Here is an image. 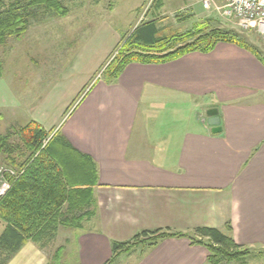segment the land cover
Masks as SVG:
<instances>
[{
	"label": "crops",
	"instance_id": "crops-1",
	"mask_svg": "<svg viewBox=\"0 0 264 264\" xmlns=\"http://www.w3.org/2000/svg\"><path fill=\"white\" fill-rule=\"evenodd\" d=\"M119 42L78 84L64 123L43 127L67 179L89 186L87 215L55 228L73 232L65 244L27 240L6 264H52L58 248L70 264H105L113 241L142 230L185 236L142 249L130 264H206V246L193 242L200 227L264 249V63L218 42L165 63L131 62L116 80L94 77ZM212 109L220 131L207 122Z\"/></svg>",
	"mask_w": 264,
	"mask_h": 264
},
{
	"label": "rangeland",
	"instance_id": "rangeland-1",
	"mask_svg": "<svg viewBox=\"0 0 264 264\" xmlns=\"http://www.w3.org/2000/svg\"><path fill=\"white\" fill-rule=\"evenodd\" d=\"M60 1L67 9L66 15L41 10L30 18L21 37H9L0 45V134L12 133L14 144H20L18 129L33 119L45 129L54 123L59 126L61 121L62 125L63 113L78 99V84H85L108 46L121 41L143 21L155 20L159 35L175 42V46L216 29L248 43L264 59V42L255 30L241 27L237 20L223 17L213 8L205 10L200 0ZM97 71L94 77L106 78L104 69ZM194 119V127H200L197 114ZM45 131L50 135L52 130ZM18 161L23 162L24 157L19 156ZM0 167L21 169L9 166L3 156ZM72 234L71 230H56L53 244H65ZM54 237L46 238L44 244ZM141 248H135L129 255L122 254L114 264L136 261L134 255L140 254ZM244 249L248 252L243 258L230 261L222 258L216 264H264V249ZM52 264H70V260L59 251Z\"/></svg>",
	"mask_w": 264,
	"mask_h": 264
},
{
	"label": "trees",
	"instance_id": "trees-1",
	"mask_svg": "<svg viewBox=\"0 0 264 264\" xmlns=\"http://www.w3.org/2000/svg\"><path fill=\"white\" fill-rule=\"evenodd\" d=\"M41 10L60 16L67 13L60 0H0V45L9 37H21L30 18ZM156 23L155 20L143 21L122 38L116 54L104 68L108 80H116L131 62L165 63L191 51L209 52L219 41L235 43L264 63L254 47L222 31L211 29L192 42L175 46V42L159 35L160 28ZM18 133L20 144L11 141L12 133L0 134V156L9 166L24 169L16 179L10 178L11 186L0 198V221L5 223L0 234V264H6L27 240L44 243L46 238L54 237L59 225H80L88 213L83 210L90 204L89 198L84 200L88 185L70 182L60 164L50 155L49 144L54 135L49 137L35 121L20 127ZM19 156L24 157L23 162L18 161ZM195 232L202 238L193 242L206 246L209 264L219 263L222 258L238 260L248 252L216 228L200 227ZM182 236L185 234L168 230H142L130 240L113 241L111 257L105 264H114L122 254L129 255L137 247L144 249L162 239Z\"/></svg>",
	"mask_w": 264,
	"mask_h": 264
},
{
	"label": "built area",
	"instance_id": "built-area-1",
	"mask_svg": "<svg viewBox=\"0 0 264 264\" xmlns=\"http://www.w3.org/2000/svg\"><path fill=\"white\" fill-rule=\"evenodd\" d=\"M205 10L215 9L226 18L237 20L245 29H253L264 42V0H222L216 4L215 0H200ZM24 169L0 167V198L11 186V179H16Z\"/></svg>",
	"mask_w": 264,
	"mask_h": 264
},
{
	"label": "water",
	"instance_id": "water-1",
	"mask_svg": "<svg viewBox=\"0 0 264 264\" xmlns=\"http://www.w3.org/2000/svg\"><path fill=\"white\" fill-rule=\"evenodd\" d=\"M216 110L212 109V110H209L208 111V124L212 126V130L213 131H220V126H219V118L218 116L216 115Z\"/></svg>",
	"mask_w": 264,
	"mask_h": 264
}]
</instances>
